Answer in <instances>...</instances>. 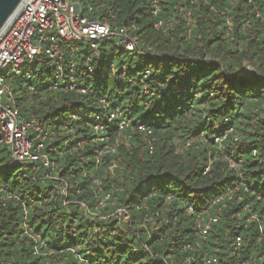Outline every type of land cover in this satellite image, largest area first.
Listing matches in <instances>:
<instances>
[{"label": "trees", "instance_id": "trees-1", "mask_svg": "<svg viewBox=\"0 0 264 264\" xmlns=\"http://www.w3.org/2000/svg\"><path fill=\"white\" fill-rule=\"evenodd\" d=\"M107 6L149 52L103 42L93 72L79 75L86 95L48 91L49 72L25 81L32 94L20 77L13 81L21 114L43 117L54 133L52 161L66 195L50 197L57 183L40 171L0 173V188L16 196L0 201V264H206L208 256L210 264H264V27L257 17L264 0H161L156 15L150 0ZM114 58H127L124 77L110 71ZM111 111L129 128L108 122ZM97 116L107 144L119 141L98 163ZM139 125L152 136L138 133ZM186 141L188 150L176 153ZM114 162L118 169L109 171ZM23 206L43 244L38 255L20 236ZM119 209L129 216L123 224L108 217ZM214 215L200 239L198 223ZM144 219L155 231L139 228Z\"/></svg>", "mask_w": 264, "mask_h": 264}, {"label": "built area", "instance_id": "built-area-1", "mask_svg": "<svg viewBox=\"0 0 264 264\" xmlns=\"http://www.w3.org/2000/svg\"><path fill=\"white\" fill-rule=\"evenodd\" d=\"M160 1L150 0L153 15L160 10ZM184 17L189 33L190 12L184 11ZM257 17L264 27V15L257 14ZM114 18L115 14L107 6V0H22L0 29V160L10 157L12 161L22 163L26 168L35 171V174L40 171L44 180H54L59 191L52 189L49 192L50 197L53 194L66 195L65 182L58 177L52 161L54 150L50 144L54 133L43 117L33 113L24 116L21 114L12 92L13 81L20 77L23 87L32 94L35 91L34 86H28L25 81L35 80L40 75L44 78L46 72H49L51 82L47 86L48 91L61 90L86 95L90 89L78 87L79 75L93 72L92 58L98 54L103 42L111 41L125 52L139 55L150 50L149 47H141L129 28L114 23ZM154 28L160 29L161 25L155 24ZM125 68V65L121 66L123 77ZM110 71L112 72L111 66ZM45 99L46 96L43 95L41 100ZM105 119L108 122L118 120V128L122 131L130 126L129 119L119 111L109 112ZM95 121L94 141L104 144L95 156L98 163L102 155L113 156L115 147L108 145L107 139L103 137L105 126L101 117L97 116ZM135 130L145 137L152 136L150 127L139 125ZM190 143L191 141H186L183 148L187 150ZM148 149L151 154L152 145ZM110 169L114 171L118 169V165L114 162ZM93 185L100 189L98 181H93ZM223 200L224 197H221L213 204ZM0 201L15 202L16 196L5 194V190L0 188ZM249 219L254 220L255 216L251 215ZM217 221L218 216L214 215L207 222H199L198 237L204 239L211 225ZM20 229L21 238L32 244L33 254L38 255V248L43 244L30 225L24 206ZM211 262L212 257H206V264Z\"/></svg>", "mask_w": 264, "mask_h": 264}, {"label": "rangeland", "instance_id": "rangeland-1", "mask_svg": "<svg viewBox=\"0 0 264 264\" xmlns=\"http://www.w3.org/2000/svg\"><path fill=\"white\" fill-rule=\"evenodd\" d=\"M182 13V12H181ZM183 15H184V12H183ZM186 19V18H185ZM109 58H110V54L108 55V61H109ZM122 62H127V58H125V59H118V58H114L113 59V61H112V63H111V70H112V74H115V73H117L118 71H120V69H121V63ZM23 68V70L25 69V67H22ZM124 140H126L127 138H125V137H123V136H121ZM215 142H217V140H215ZM119 144V141L117 140L116 142H115V144H114V147L116 148L117 147V145ZM188 150V149H187ZM182 151H186L184 148H176V153H178V154H180V155H182ZM6 159H4L3 161H2V164L0 165V173L5 169V168H9L10 170H13L15 167H19V170L22 168V169H25L26 168V166L25 165H23L22 163H16V162H14V161H12V159L10 158V157H5ZM220 159H222V157L220 158ZM16 170H18V169H16ZM109 171H111V169L109 170ZM95 189H97L99 192H102V190H100V189H98V188H95ZM63 195H65V194H63ZM107 197H103V199L101 200V204H99L98 205V207L101 209V208H103V205L104 204H107L108 203V201H107ZM64 202H62V206L63 207H66L67 205V203H68V201L66 202L65 200H63ZM81 207H83L84 205L81 203V205H80ZM108 207H113V204H111V205H108ZM90 208H86L85 207V213L88 215V216H90V217H93L92 216V213H90ZM94 212H97L96 211V209H94ZM126 216V217H125ZM109 218L110 217H113V219H116V220H118L119 222H121L122 224L123 223H125V222H127L128 221V219H129V216H127V215H125L124 214V211L123 210H121V209H119V210H117L115 213H113V214H111L110 216H108ZM95 219H97V221H100V220H102L103 219V217H101V216H98V217H96ZM149 224L153 227V228H148L149 227ZM139 228H146V230H147V233H150L152 230L153 231H155V229H156V226L152 223V221L151 220H146V219H144L143 220V222L142 223H140V225H139Z\"/></svg>", "mask_w": 264, "mask_h": 264}, {"label": "water", "instance_id": "water-1", "mask_svg": "<svg viewBox=\"0 0 264 264\" xmlns=\"http://www.w3.org/2000/svg\"><path fill=\"white\" fill-rule=\"evenodd\" d=\"M22 0H0V29Z\"/></svg>", "mask_w": 264, "mask_h": 264}]
</instances>
